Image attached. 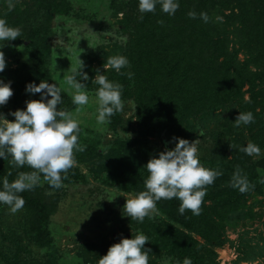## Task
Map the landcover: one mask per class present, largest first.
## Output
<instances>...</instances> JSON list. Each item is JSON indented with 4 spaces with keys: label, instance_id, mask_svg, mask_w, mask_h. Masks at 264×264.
Segmentation results:
<instances>
[{
    "label": "rangeland",
    "instance_id": "rangeland-1",
    "mask_svg": "<svg viewBox=\"0 0 264 264\" xmlns=\"http://www.w3.org/2000/svg\"><path fill=\"white\" fill-rule=\"evenodd\" d=\"M130 1L13 0L11 10L8 0L0 2V18L7 21L16 12L15 22H7L21 30L16 40L4 46L0 42L7 65L0 80L11 82L13 90L0 112L14 120L10 112L40 98L26 93V84L55 83L63 97L57 108L79 120V143L84 147L75 153L72 168L83 176L81 183L52 189L43 180V193L21 194L25 204L42 205L36 217L26 214L25 207L12 214L0 205V264H98L111 245L137 232L149 238L145 245L152 250L149 264H182L185 257L192 264H264V15L243 3L242 10L248 8L244 25L240 13L222 9L221 25H213L210 33L214 43L172 47L174 57L168 60L153 55L140 60L132 46L140 36L134 27L139 18L127 17ZM257 2L264 6V0ZM58 37L62 40L57 42ZM29 39H34L32 44ZM146 43L149 49L154 46ZM234 54L235 59L230 58ZM116 55L129 61L119 75L104 66ZM78 58L89 76L80 82L86 84L90 98L79 112L66 80L79 69ZM197 67L202 74L194 82ZM97 70L123 86V109L105 124L96 121L98 85L92 80ZM151 70L155 86L145 89L139 82L147 80ZM239 112H252L255 122L236 127ZM201 129L204 136L198 134ZM173 137L198 140L200 162L221 175L206 187L199 215L189 210L181 215L179 200L162 199L151 218L138 223L123 214V206L145 190V165L171 150ZM249 142L260 146L259 156L239 150ZM108 146L116 151L105 158L101 153ZM10 159H0V178L7 175L11 182L18 172L33 171L27 165L15 167ZM237 168L254 185L245 193L231 186ZM102 172L128 175L127 182L110 187L94 181L93 176Z\"/></svg>",
    "mask_w": 264,
    "mask_h": 264
},
{
    "label": "clouds",
    "instance_id": "clouds-1",
    "mask_svg": "<svg viewBox=\"0 0 264 264\" xmlns=\"http://www.w3.org/2000/svg\"><path fill=\"white\" fill-rule=\"evenodd\" d=\"M157 4L160 5L161 11L168 15H174L180 6L179 0H138L141 18L144 13L155 12ZM13 6V0H8L9 10ZM188 15L195 18L196 13L189 12ZM200 17L207 22L206 13H200ZM20 35L19 28L10 26L5 19L0 18V42H3V46ZM60 40L62 38L58 37L57 42ZM78 61L79 69L66 78L74 90L72 103L77 106V112L80 106L87 105L90 99L85 91L86 84L80 82L88 81L89 76L83 71V62L79 58ZM6 66L4 53L0 51V73L4 72ZM104 66H110L120 72L122 68L129 66V61L123 55H116L109 57ZM92 84L98 85L95 90V103L98 106L96 121L98 124L108 123L115 113L123 109V86L110 81L99 70ZM25 91L31 95L40 94V98L26 101V107L22 110L10 112L9 115L14 117L12 121L0 112V159L11 158L10 163L15 167L22 168L27 165L33 169L31 172H18L17 178L11 182L7 175L0 178V205L7 206L12 214L24 207L25 199L21 194L36 188L41 176L50 188H61L63 181L68 179L69 170L77 163L75 153L84 150L79 143V120L73 118L70 112L57 108L63 103L60 87L41 80L38 84H26ZM12 95L11 82L0 80V107L6 105ZM254 122L252 112H239L234 125L239 127L241 124L249 125ZM198 134L204 136L205 132L201 129ZM172 139L175 146L171 150L165 149L158 157L150 158L145 165L148 172L144 180L145 190L133 198L126 199L123 206V214L138 223H143L145 217L151 218L157 211V202L162 199L179 200L178 211L181 215L185 210H189L192 215H199L206 187L212 185L221 175L218 170L206 168L200 162L198 140L189 142L179 137ZM239 150L248 156L261 154L260 146L252 142ZM231 186L240 193L254 187L238 168L233 173ZM148 242L149 238L142 232L132 234V238H121L119 243L108 248L106 255L99 258L98 264H149L152 250L145 248ZM182 264H192L191 258L185 257Z\"/></svg>",
    "mask_w": 264,
    "mask_h": 264
},
{
    "label": "trees",
    "instance_id": "trees-1",
    "mask_svg": "<svg viewBox=\"0 0 264 264\" xmlns=\"http://www.w3.org/2000/svg\"><path fill=\"white\" fill-rule=\"evenodd\" d=\"M3 0H0L2 2ZM260 1V0H259ZM256 2V5H252V3ZM248 5L249 10H256L259 9L260 15H264V6L261 5V3L257 2V0H179V8L175 12L174 15H168L167 13H164L161 11L160 5H156L155 12H148L144 13L142 18L141 16H136L139 12L138 10V0H131L129 2V7L127 11V17L136 19L139 18L138 23L134 24V27H136V34H140L137 38H135V43L132 45L133 49L135 51L137 50L138 56L140 57V60L144 58L150 57V55H153L155 58H164L168 60L169 58H173L174 54L171 55L172 47H175L174 49H177L181 46H188L193 47L195 45L200 46H206L207 42L213 41L214 39L211 36V30L212 26L219 23L221 25V18H219L218 14L219 11L222 9H226L231 11L233 14L234 11L241 14V17L243 18V23L245 25V19L247 16L244 14L248 10V8L245 10V12L242 10L244 7V4ZM130 11L134 12L133 15H129ZM189 12L196 13L195 18H192L188 15ZM206 13L208 20L205 22L200 17V13ZM16 12L14 14L10 13L7 16L8 22H15V19L18 17L15 16ZM34 18V17H33ZM36 18V17H35ZM216 22V23H215ZM20 25V24H19ZM17 26V25H15ZM161 30V31H160ZM264 33V32H263ZM37 33H34L33 36L36 37ZM212 38V39H211ZM34 39H29V42L32 44ZM146 41H151L154 46H152V49H149V45L146 43ZM210 47H214L217 50H220L219 46L217 44H211ZM244 47V45L242 46ZM237 55V53H235ZM235 54L231 56L230 58L235 59ZM183 58V55H181ZM152 58V57H151ZM137 60V61H140ZM182 60V59H181ZM146 62V61H145ZM149 64L148 62H146ZM205 69V68H204ZM207 69V68H206ZM195 75H192V78L194 82L200 78V72L201 67L196 68ZM242 71L243 69L240 68ZM112 74L119 75V72L111 71ZM150 74L147 75L148 79L144 82H139V84L143 83V88L145 87H153L155 86L154 80V73L153 70H151ZM114 75V76H115ZM119 82H122L121 76H118ZM157 80L159 78H156ZM155 79V80H156ZM139 88V86H138ZM224 88L226 90L229 89L228 82L226 81L224 83ZM148 89V88H145ZM217 89V87H216ZM153 123V120H152ZM153 130V129H152ZM152 131L151 133H153ZM264 146V145H262ZM116 151V147L114 146H108L102 151V156L105 158L112 157L113 153ZM97 153V152H96ZM128 174H131L132 172L127 171ZM126 172V173H127ZM128 176V175H127ZM127 176H124V174H121L119 176L113 177L109 172H102L97 175L93 176V180L97 182H101L102 184H106L110 187H119L121 184H125L127 182ZM41 177V181H43ZM84 180L83 176L78 173L76 169H70L68 173V179L63 181L64 184H74V183H81ZM35 190V191H34ZM45 188L43 186H37L33 190L30 191V196H36L39 194V192H44ZM34 191V192H33ZM33 192V193H32ZM37 193V194H36ZM29 196V197H30ZM42 205L38 206L37 204H33L28 201V204H25L23 208L26 209V214H31L36 217L39 213V208Z\"/></svg>",
    "mask_w": 264,
    "mask_h": 264
}]
</instances>
